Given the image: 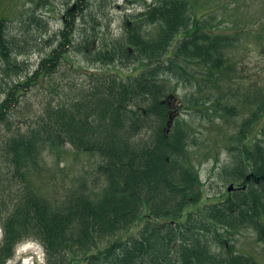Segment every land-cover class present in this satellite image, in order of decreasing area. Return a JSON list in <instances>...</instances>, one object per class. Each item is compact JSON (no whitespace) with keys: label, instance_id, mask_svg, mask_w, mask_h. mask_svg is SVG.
Here are the masks:
<instances>
[{"label":"trees","instance_id":"16d2710c","mask_svg":"<svg viewBox=\"0 0 264 264\" xmlns=\"http://www.w3.org/2000/svg\"><path fill=\"white\" fill-rule=\"evenodd\" d=\"M69 8L66 14L71 20L64 19L59 46L41 58L33 74L22 75L11 58L16 44L8 39L7 20L0 17V127L26 90L39 76L48 74L68 48H78L86 61L105 65L140 59L139 73L126 80L119 74L98 78L93 87L82 90L79 96L83 97L59 99L35 122L0 139V264H7L16 244L29 238L43 244L47 264H259L230 248L215 253L207 232L216 225L226 232L252 228L258 240L264 241V100L238 123L239 146L232 153L234 166L229 175L241 181L250 173L246 189L196 211L190 206H196L203 193L196 171L170 169V159H185L192 141L178 128V120L168 136L159 129L155 140L131 142L153 116L162 122L166 118L161 103L166 92L158 83L161 74L178 73L179 60L195 61L218 89L221 76L232 67L223 48L234 38L208 30V24L191 15L188 0H157L137 15L143 21L134 24V30L126 25V44L105 43L92 50L91 40L74 44V9ZM145 24L156 26V34L148 35L142 29ZM218 95L214 96L218 105L207 109L220 116L232 117L243 106L239 100L227 103L238 99L236 92ZM136 99L144 103L143 107L135 104L141 109L138 112L130 106ZM261 118L258 133L251 138ZM64 145L102 157L98 169L105 181L101 190L90 194L82 184L57 201L48 200L32 186V173L39 169L44 149L58 152L65 150ZM139 221L142 226L137 233H127Z\"/></svg>","mask_w":264,"mask_h":264},{"label":"rangeland","instance_id":"374dc122","mask_svg":"<svg viewBox=\"0 0 264 264\" xmlns=\"http://www.w3.org/2000/svg\"><path fill=\"white\" fill-rule=\"evenodd\" d=\"M145 1L148 3L153 0ZM74 2L75 0H0V17L7 19L8 39L16 44L11 58L16 59L22 75L26 72L33 74L41 58L59 46V32L64 25L62 18L68 6ZM80 5L76 14L74 13V44L87 39L97 42L94 47L105 43L110 45L112 42L118 47V44L121 46L127 42L124 24L127 23L134 29L135 23L143 21L137 17V13L144 8L143 0H81ZM189 5L191 15L201 19V23L206 22L208 30L221 31L223 27L226 30L223 33L234 38L231 45L223 48V55L232 67L221 76L218 89L212 83L213 79L207 77V70L191 60H179L176 66L178 73L167 71L158 79L164 91L176 95L177 102L181 104L177 118L178 128L188 133L192 140L186 148L185 159H170V169L178 166L179 169L190 167L196 171L203 190L195 204L197 207L190 208L191 211H196L200 206L221 200V195L218 198L216 196L225 191L229 181H235L236 178L229 175V172H232L234 166L232 153L239 146L236 141L238 123L243 121L250 109H255L256 105L260 108L263 104L264 0H189ZM144 27L148 35L156 34V26ZM169 53L171 52L167 55ZM138 61L140 59L131 57L122 64L105 65L86 61L78 48H68L55 67L45 72L48 74L39 76L37 83L22 95L19 104L9 114L8 122L1 125L0 139L35 122L59 99L73 101L83 97L79 96L82 90L93 87L98 78L108 79L113 74H119L126 80L138 72ZM2 64L0 56V68ZM51 70L53 71L50 72ZM219 92H236L238 95V99L230 98L227 102L235 104L239 100V105L243 103L234 116H220L207 109L210 107L213 110L218 105L214 96H219ZM225 99L226 97L222 101ZM135 104L144 106L140 100H132L130 106L136 108L137 112L141 109ZM260 123L262 118L255 124L251 138L258 133ZM161 125V119L153 116L146 128L138 136L132 137L131 142L155 140L157 130L161 131ZM63 148L65 150L56 152L47 147L39 158L40 166L32 173L31 183L32 186H37L40 195L45 194L49 197L48 200L62 201L82 184L89 188L90 194L101 190L105 181L103 172L98 169L102 157L89 151H77L68 145ZM178 198L180 197L177 195L176 199ZM193 198L196 199L197 196L193 194ZM180 221H183V217ZM141 226V222H137L127 233H135ZM202 232L204 231H200ZM207 233L209 246L215 253L225 252L230 248L234 254L245 253L259 264H264V241L258 240V233L252 228L226 232L224 227L216 225ZM18 248L20 253L23 249L21 244ZM14 259L9 263L14 264Z\"/></svg>","mask_w":264,"mask_h":264},{"label":"water","instance_id":"95a60500","mask_svg":"<svg viewBox=\"0 0 264 264\" xmlns=\"http://www.w3.org/2000/svg\"><path fill=\"white\" fill-rule=\"evenodd\" d=\"M167 98H173V95H169ZM171 119H172V116H171V115H169V120L167 121V128H166V132H168V130H169L170 123H171ZM232 188H233V186H232V185H230V186L228 187V190H231Z\"/></svg>","mask_w":264,"mask_h":264}]
</instances>
